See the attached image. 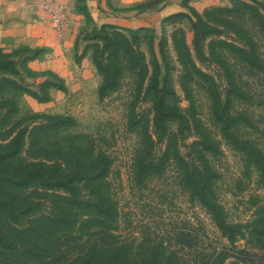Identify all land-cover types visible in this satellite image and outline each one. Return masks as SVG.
<instances>
[{"label":"rangeland","instance_id":"374dc122","mask_svg":"<svg viewBox=\"0 0 264 264\" xmlns=\"http://www.w3.org/2000/svg\"><path fill=\"white\" fill-rule=\"evenodd\" d=\"M84 1L79 4L83 23L75 35V64H68L69 73L61 76L43 66L40 60L45 59L46 49L36 48L35 61H28L27 68L19 65L20 77L12 76L40 96L46 80L59 83L61 79L65 89L49 88L45 101L13 88L2 90L0 145L23 133L15 164L45 161L43 155L50 157L47 163L54 164L59 161L57 151L64 150L78 161L75 166L83 168L102 154L108 163L103 188L112 203L113 220L103 222L90 212L70 211L66 226L45 229L37 240L45 248L46 260L28 264H51L60 256L68 261L90 245L108 247L110 243L127 250L130 264H208L224 244L231 252L235 247L244 248L249 254L248 264H264V238L247 235L230 245L173 158L167 159L160 171H139L141 160H156L166 148L163 132L153 124L152 95L146 89L149 77L157 72L159 84L164 78L166 81L165 103L173 112L165 126L174 132L179 154L197 163L195 155L202 150L215 173V200L226 220L241 225L247 233L255 211L264 206V28L254 10L264 17V0H176V10L156 25L131 29L99 22ZM162 1L169 2L141 0L134 8L145 11ZM214 7L229 10L205 13ZM192 9L209 27L200 28L198 44L191 25L196 21ZM102 25L109 33L121 32L135 56H129L123 42L115 51L113 39L103 41L99 31ZM175 31L179 39L183 36L195 65L190 66V74L184 72L177 58L172 41ZM137 53L143 56L138 58ZM26 55L30 52L21 51L15 59L19 63ZM93 55L111 71L115 67L118 70L115 86L103 96L99 94L103 75ZM142 63L147 69L143 82L139 79ZM80 65L88 70L85 75L79 73ZM9 111L11 114L6 115ZM46 115L70 121L40 131L36 152L42 156L33 158L27 152L28 131L36 124L49 123ZM143 126L152 142L143 134ZM204 145L208 150L202 149ZM76 188L80 197H90L82 181ZM52 191L33 185L15 195L35 205L28 216L35 217L51 213ZM221 264L242 263L228 257Z\"/></svg>","mask_w":264,"mask_h":264},{"label":"trees","instance_id":"16d2710c","mask_svg":"<svg viewBox=\"0 0 264 264\" xmlns=\"http://www.w3.org/2000/svg\"><path fill=\"white\" fill-rule=\"evenodd\" d=\"M245 5L253 8L247 3ZM222 9L229 10V8L214 7L213 9L206 10L205 13L208 14ZM254 10H256L259 25L264 28V17L257 9ZM192 12L196 21H191V25L194 30L195 43L198 44L200 28L202 26L209 27L203 23L202 17L195 10L192 9ZM99 31L103 41L108 43L113 39L115 51L120 47L119 44L123 42L129 52V56H135L133 49L127 42V38L121 32L109 33L106 30V25H102ZM176 33V31L173 33L172 41L177 58L184 72L190 74L192 72L190 66L195 68V65L183 36L179 39ZM239 50L246 53L243 48H239ZM21 51L30 52V55L22 57L18 63L15 56ZM36 51V48L32 49L28 47H19L10 51H5L0 48V92L6 88H13L30 94L37 100L45 101L49 98L47 91L49 88L65 89L63 81L52 72H48V74L60 79V82L44 81L40 87L41 96L28 87L21 85L18 80L12 77H20L18 66L27 68V62L37 57ZM136 56L141 57L143 54L137 53ZM93 62L103 75V81L99 87V94L103 96L107 90L115 86L118 70L115 67V70L111 71L110 68L101 63L94 55ZM142 65L143 71L139 78L141 82H143L147 72L145 63H142ZM197 72L203 74L199 70ZM148 80L146 89L152 95L153 124L157 130L163 132V137L166 140V148L162 156L156 160H141L139 163V171H160L166 160L173 158L180 165L185 181L191 188L194 196L210 212L216 227L230 245L234 246L236 240L246 238L247 235L251 239H263L264 206L259 207L255 211L254 219L247 233L242 230L241 225L232 224L226 220L222 206L214 198L212 179L215 173L210 169L202 150H199L198 155H195L197 163L188 162L179 154L174 132L166 129L165 121L172 116L173 109L165 103V78L163 84L160 85L158 73L155 72ZM11 112H7L6 115L11 114ZM46 118L49 119V123L36 124L28 131L29 142L27 152L33 158L42 156L36 152L39 132L53 126H62L70 121L67 117L57 115H46ZM142 132L146 136V139L152 142L144 126L142 127ZM22 146V132L15 134L5 145H0V215L4 217L0 221V264H6L7 262L28 264L46 258L44 255V246L39 245L37 241L40 238V234L48 228L66 226L69 219V212L72 210L90 212L92 215L101 218L103 222L113 220L112 203L103 188V178L108 169L105 156L102 154L97 156L91 161L90 165L82 168L81 166H75L78 165V161L72 159L70 154L64 152L63 148H60L63 151H57V159L59 160L57 163H47L46 161L51 159L43 155L45 161L15 164L13 160L20 153ZM205 146L202 149L208 150V147ZM79 181H82L84 188L90 196L89 198L79 196L76 188V183ZM33 185H40L43 188L54 190L51 192L53 207L50 214L28 217L35 210V205L29 201L20 200L15 195L16 191L26 189ZM56 190H61L63 193H59ZM25 217H28V219L24 224H21V220ZM228 250V245L224 244L222 248L215 252L212 259H208V264H215L216 261L218 262L217 264H221L228 257H233L237 263L248 264L247 258L249 254L244 248L236 249L235 247L233 252ZM127 253V250L124 251L112 243L108 247L104 244H93L87 249H81L77 255H74L71 259L69 258L68 261H63L64 257L60 256L58 259L53 258V263L51 264H130L126 259L128 258Z\"/></svg>","mask_w":264,"mask_h":264},{"label":"crops","instance_id":"0c3cea01","mask_svg":"<svg viewBox=\"0 0 264 264\" xmlns=\"http://www.w3.org/2000/svg\"><path fill=\"white\" fill-rule=\"evenodd\" d=\"M141 0H85L96 20L125 29L154 26L176 8V0L162 1L145 11L135 9ZM81 0H0V48L10 51L18 47L44 48L43 66L59 75L68 74L74 63L72 51L77 30L83 23ZM58 5L66 22L56 26L47 5ZM178 8V7H177ZM32 60L30 62H34ZM75 64V63H74ZM78 67L83 75L88 71Z\"/></svg>","mask_w":264,"mask_h":264},{"label":"built area","instance_id":"2783aa9c","mask_svg":"<svg viewBox=\"0 0 264 264\" xmlns=\"http://www.w3.org/2000/svg\"><path fill=\"white\" fill-rule=\"evenodd\" d=\"M47 7L50 11L51 20L56 26H61L66 22L65 14L58 5L49 4Z\"/></svg>","mask_w":264,"mask_h":264}]
</instances>
